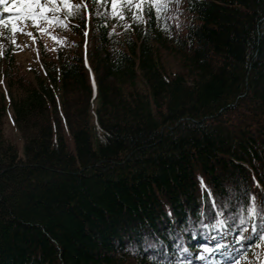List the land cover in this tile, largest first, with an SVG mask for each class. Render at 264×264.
I'll return each instance as SVG.
<instances>
[{
  "label": "trees",
  "instance_id": "16d2710c",
  "mask_svg": "<svg viewBox=\"0 0 264 264\" xmlns=\"http://www.w3.org/2000/svg\"><path fill=\"white\" fill-rule=\"evenodd\" d=\"M158 2L0 25V264H264V0Z\"/></svg>",
  "mask_w": 264,
  "mask_h": 264
},
{
  "label": "rangeland",
  "instance_id": "374dc122",
  "mask_svg": "<svg viewBox=\"0 0 264 264\" xmlns=\"http://www.w3.org/2000/svg\"><path fill=\"white\" fill-rule=\"evenodd\" d=\"M73 1L76 0H71L70 3ZM7 2L11 3V0H7ZM41 3L45 5V12L44 15L38 16L36 21H33L30 18L26 19L22 14L10 13L8 11L6 13V17L10 15L19 16L18 20L16 21V31L13 32L11 27L10 29L13 33V44L19 48L18 51H15V53H17V61L20 64H24L25 66L28 64L27 61L32 60L31 62H35L36 60V53L38 52L36 40H39L48 51H52L55 45L54 42H62L65 35L68 36L69 34V31L67 32L68 27H66V29L63 31L65 34L63 35L61 30H56L51 23L48 24V22L45 21L51 19L50 14H52L53 8L57 7L58 5L61 7L63 6L60 0H41ZM37 11H39V9H37ZM25 19L29 21H25ZM8 26H11L10 22ZM32 26H35L36 34L32 33ZM5 40L7 39L5 38ZM0 41H2V36L0 37ZM90 78L92 81L93 91L95 92L96 85L92 73H90ZM7 119H9V117H7Z\"/></svg>",
  "mask_w": 264,
  "mask_h": 264
},
{
  "label": "snow or ice",
  "instance_id": "6c2138e0",
  "mask_svg": "<svg viewBox=\"0 0 264 264\" xmlns=\"http://www.w3.org/2000/svg\"><path fill=\"white\" fill-rule=\"evenodd\" d=\"M60 2L64 5L65 8L69 9H75L79 8L80 5L77 4H71L70 0H60ZM121 0H111V6L113 9V14L116 15V8L118 3H120ZM132 0H124V3L131 4ZM147 3L149 8L151 9L153 6L157 8L159 11L163 7H167V4H160L158 0H136V7L138 9L141 8V3ZM0 5H3L6 11L10 13H16V14H22L24 17L30 18L33 21L37 20L38 16L44 15L45 12V5L41 3V0H11V3H8L7 0H0ZM39 9V11H37ZM55 11V9H52ZM19 16L18 15H10L4 19H0V24H3L5 26H8L9 22L11 23V28L12 31H16L17 29V24L16 21L18 20ZM2 54V53H0ZM249 200H250V206L248 207L247 211L250 216L256 214V209H257V201L255 199V194H249ZM213 208H218L219 205L216 203H213L212 205ZM225 208H227V205H224ZM259 207L262 209V214H264V196H262V199L259 201ZM217 215H220L218 212ZM231 219V217H226V218H221L215 222L216 226L227 224L228 221ZM204 227H209V225L205 224L203 225ZM242 237H238V239H241ZM261 238L264 239V232L261 233ZM204 250L206 252H212L213 249L205 246ZM221 247L220 244H216L215 248L219 250ZM181 251L183 252H188V248H184ZM227 255V253H225ZM151 259H155V257H151ZM182 264H187V262H182ZM238 264V261L236 262Z\"/></svg>",
  "mask_w": 264,
  "mask_h": 264
}]
</instances>
